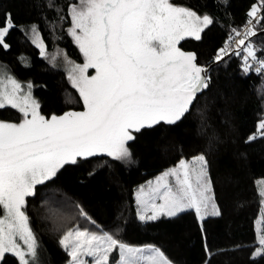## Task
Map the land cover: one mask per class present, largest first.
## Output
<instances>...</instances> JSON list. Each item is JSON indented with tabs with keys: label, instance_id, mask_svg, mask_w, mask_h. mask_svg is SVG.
I'll return each mask as SVG.
<instances>
[{
	"label": "snow or ice",
	"instance_id": "obj_1",
	"mask_svg": "<svg viewBox=\"0 0 264 264\" xmlns=\"http://www.w3.org/2000/svg\"><path fill=\"white\" fill-rule=\"evenodd\" d=\"M217 2L227 4V0ZM37 6L54 11L53 26L70 18L66 34L83 63L71 61L66 54L63 63L83 110L46 117L31 94V83L25 90L10 74L0 77V109L10 107L19 113L16 121L0 119V260L11 253L18 264H40L38 241L26 214V197L34 195L37 185L54 182L65 166H78L98 154L132 162L129 142L136 134L161 122L174 125L180 121L197 94L209 86L213 66L225 58L236 57L244 75L264 76V54L258 55L264 47L253 42L258 32L264 35V0L251 5L243 31L229 26L224 45L206 64L198 62L195 52L182 51L178 45L187 37L201 40L216 18L171 0H76L67 5L66 12L56 0ZM16 27L11 12H5L0 24L3 49L10 47L6 36ZM19 29L26 35L30 29L31 43L39 55L56 67L61 53L47 54L37 25ZM89 69L95 74L89 75ZM257 93L261 94L259 88ZM207 127L206 122L202 124V130ZM256 132L264 137V119L258 121ZM208 139L211 145L213 137ZM254 139L256 133L248 136V141ZM149 185L148 191L141 186L136 195V215L141 222L194 211L203 232L205 218L220 215L203 154L191 161L180 159L156 178L154 186ZM75 207L79 216L96 224L82 207ZM119 231L118 226L111 232L69 227L59 244L70 257L68 264H85L83 256L92 257L91 264H110L114 251L118 253L116 264H170L159 248L134 247L119 238ZM256 240L253 260L264 258V231L257 233ZM205 253V264H210L212 253L207 244Z\"/></svg>",
	"mask_w": 264,
	"mask_h": 264
},
{
	"label": "trees",
	"instance_id": "obj_2",
	"mask_svg": "<svg viewBox=\"0 0 264 264\" xmlns=\"http://www.w3.org/2000/svg\"><path fill=\"white\" fill-rule=\"evenodd\" d=\"M56 2L66 12L67 5L76 0ZM171 2L216 18L217 22L201 34V40L187 37L178 45L182 51L195 52L198 62L206 64L215 50L224 45L229 26L242 30L247 12L259 0H227L226 6L217 0ZM45 3L46 0H0V24L4 13L11 12L17 25L6 36L10 47L5 50L0 46V67L19 82L31 83L42 115L82 111V100L64 70L41 57L19 29L21 25L27 28L36 24L47 53L60 49L72 61L82 63L78 48L66 34L70 18L67 23L53 26L54 11L37 6ZM253 42L264 47V35L258 32ZM261 54L264 53H258ZM210 76L209 86L197 95L180 121L174 125L161 122L136 134V139L129 142L132 162L113 161L106 154H98L78 166H65L54 182L37 185L34 195L26 197V214L44 264H66L69 260L59 244L66 218L62 216L61 225L52 226L50 205L56 218L62 215L60 208L64 206L67 214H74L84 228L93 231L111 232L118 226L121 240L134 247H157L171 264H205V244L212 253L210 264H264V258H252L258 247L257 233L264 231V137L256 132L258 121L264 119V79L254 73L242 74L236 57L214 65ZM18 115L10 107L0 109V119L16 121ZM205 122L208 127L202 130ZM254 133L256 139L248 141ZM209 135L213 137L211 145ZM200 154L208 161L220 215L206 217L203 232L194 211L141 222L136 216L135 188L175 167L180 159L188 161ZM94 168V174L89 176ZM77 204L95 225L79 216ZM259 218L262 223L257 231ZM0 264H18V260L6 253Z\"/></svg>",
	"mask_w": 264,
	"mask_h": 264
},
{
	"label": "rangeland",
	"instance_id": "obj_3",
	"mask_svg": "<svg viewBox=\"0 0 264 264\" xmlns=\"http://www.w3.org/2000/svg\"><path fill=\"white\" fill-rule=\"evenodd\" d=\"M27 36H28V38H29V41L31 42V31H30V29H28V32H27ZM35 46V45H34ZM38 49V48H37ZM39 50V49H38ZM57 52H60L61 53V55L60 56H58L57 57V66L56 67H60L61 69H63L64 70V72H65V74H66V76H67V79H68V73H67V71H66V68H65V65H64V63H63V55L65 54L62 50H60V49H55L52 53H47L49 56H51V55H53V54H56ZM82 56V55H81ZM71 60V59H70ZM72 61V60H71ZM49 62V61H48ZM74 62V61H73ZM76 63V62H75ZM82 63H83V57H82ZM50 64V63H49ZM51 65V64H50ZM5 73H7V74H9L8 72H7V70H5L4 68H2V67H0V77H3V76H5ZM88 74L89 75H94L95 74V70L94 69H89L88 70ZM69 81V80H68ZM21 83V82H20ZM69 83H70V81H69ZM21 85H22V87L26 90L27 89V85L28 84H26V83H21ZM70 85H71V83H70ZM76 90V89H75ZM78 93V92H77ZM31 94H32V89H31ZM79 94V93H78ZM33 96V95H32ZM257 135H259L258 133H257ZM192 160V158L190 159V160H188V161H191ZM173 168V167H172ZM170 169V168H169ZM167 170V169H166ZM166 170H164V171H162L161 173H159L157 176H155L154 178H152V179H150L149 181H147L146 183H144V184H142V185H139L138 187H136L135 188V191H134V199H135V206H136V212H137V205H136V195H137V193L139 192V190H140V187L141 186H144V190L145 191H148L149 190V188H150V185H149V182H151V184H152V186H154L155 185V183H156V178L158 177V176H160L163 172H165ZM170 179V181H171V183L174 185L175 184V181H174V179H172V178H169ZM60 211L62 212V215L60 216V217H55V216H53V214H56V213H54L53 212V210L51 209V205H50V208H49V210H48V214H52L51 215V217L50 218H52V220L50 221L51 223L50 224H52V226H54V227H57V226H59V225H61V223H62V220H63V218H61L62 216L64 217V219L66 220L65 222H63L62 223V231H61V234H60V237L63 235V232L64 231H66L67 230V228H69V227H74V226H79L81 229H84V225H83V223H80V221H78L77 219H76V217L74 216V214H71V213H69V214H67V209L66 208H64V206H62V208H60ZM137 216V215H136ZM160 218H169V217H160ZM159 218V219H160ZM158 220V219H157ZM261 223H262V219L261 218H259V219H257V221H256V229H257V231H259L260 230V225H261ZM89 231H93V230H91V229H89ZM7 254H10V255H12L11 253H7ZM13 256V255H12ZM116 256V258L114 259V257ZM15 257V256H14ZM38 257H39V261H40V264H44V261H43V258H41L40 256H39V254H38ZM82 259L85 261V264H91V262H92V257H88V256H83L82 257ZM118 259V253H116L115 251L112 253V254H110V264H116V260ZM69 260H70V257H69ZM69 260H68V262H69ZM68 262L66 263V264H68ZM171 264V263H170Z\"/></svg>",
	"mask_w": 264,
	"mask_h": 264
},
{
	"label": "built area",
	"instance_id": "obj_4",
	"mask_svg": "<svg viewBox=\"0 0 264 264\" xmlns=\"http://www.w3.org/2000/svg\"><path fill=\"white\" fill-rule=\"evenodd\" d=\"M241 31H243V28H242V30ZM255 74V73H254ZM255 75H257V74H255ZM257 76H259V75H257ZM263 79H264V76H261Z\"/></svg>",
	"mask_w": 264,
	"mask_h": 264
},
{
	"label": "water",
	"instance_id": "obj_5",
	"mask_svg": "<svg viewBox=\"0 0 264 264\" xmlns=\"http://www.w3.org/2000/svg\"><path fill=\"white\" fill-rule=\"evenodd\" d=\"M200 93H198L197 95H199Z\"/></svg>",
	"mask_w": 264,
	"mask_h": 264
}]
</instances>
